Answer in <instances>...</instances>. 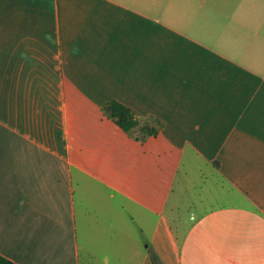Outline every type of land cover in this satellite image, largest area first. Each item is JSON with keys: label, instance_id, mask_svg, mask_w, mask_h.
Returning <instances> with one entry per match:
<instances>
[{"label": "crops", "instance_id": "obj_1", "mask_svg": "<svg viewBox=\"0 0 264 264\" xmlns=\"http://www.w3.org/2000/svg\"><path fill=\"white\" fill-rule=\"evenodd\" d=\"M46 3L0 0V255L16 264H125L127 176L101 168L98 158L84 156L79 142L70 140L62 8H91L87 17L95 22L90 32L80 28L81 47L72 51L92 53L103 75L127 85L132 80L131 89L147 99L161 124L173 110L167 92L175 93L177 106L192 85L184 74L193 70L194 49L212 46L207 6L222 18L215 41L221 58L248 69L235 58L248 36L264 37V0H202L199 8L195 0ZM256 72L255 80H263ZM255 202L190 212L173 263L153 243L159 261L264 264V194ZM132 259L153 264L147 251Z\"/></svg>", "mask_w": 264, "mask_h": 264}, {"label": "rangeland", "instance_id": "obj_2", "mask_svg": "<svg viewBox=\"0 0 264 264\" xmlns=\"http://www.w3.org/2000/svg\"><path fill=\"white\" fill-rule=\"evenodd\" d=\"M195 1L199 8L202 0ZM46 2L54 7V0ZM213 7L207 6L212 46L194 49V59L199 60L192 58L193 70L184 74L192 85L177 106L175 93L167 92L173 98V110L164 113L161 124L147 99L131 89L132 80L127 85L103 75L92 53L82 48L72 51L73 45L81 47L80 28L85 25L90 32L95 22L87 17L91 8L86 4L80 12L69 4L62 8L66 19L62 26L68 32L61 48L69 80L70 140L79 142L84 156L98 158L101 168L127 176L125 264H136L132 257L146 251L153 264H161L153 243L160 244L173 263L174 245L190 212L222 202L253 205L264 194V47L260 46L264 37L248 36L238 48L235 59L248 69L224 62L219 43L215 47L222 18L213 13ZM256 71L263 74V80H255L252 72ZM114 98L139 113V123L131 133L121 130L103 109ZM145 124L157 132L149 134Z\"/></svg>", "mask_w": 264, "mask_h": 264}, {"label": "trees", "instance_id": "obj_3", "mask_svg": "<svg viewBox=\"0 0 264 264\" xmlns=\"http://www.w3.org/2000/svg\"><path fill=\"white\" fill-rule=\"evenodd\" d=\"M103 109L106 115L124 132L131 133L138 125L139 120L132 108L118 99H111L104 103ZM144 129L149 134H155L157 128L145 124ZM0 264H16L0 255Z\"/></svg>", "mask_w": 264, "mask_h": 264}, {"label": "built area", "instance_id": "obj_4", "mask_svg": "<svg viewBox=\"0 0 264 264\" xmlns=\"http://www.w3.org/2000/svg\"><path fill=\"white\" fill-rule=\"evenodd\" d=\"M191 217H193V215H191Z\"/></svg>", "mask_w": 264, "mask_h": 264}]
</instances>
